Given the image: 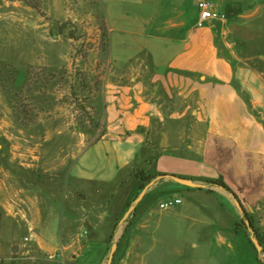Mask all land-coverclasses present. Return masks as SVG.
Listing matches in <instances>:
<instances>
[{
	"label": "crops",
	"instance_id": "1",
	"mask_svg": "<svg viewBox=\"0 0 264 264\" xmlns=\"http://www.w3.org/2000/svg\"><path fill=\"white\" fill-rule=\"evenodd\" d=\"M201 1L226 14L227 23L197 29ZM111 12L113 80L105 86L98 145H110L123 176L116 181L121 212L141 192L133 170L154 178L131 213L132 241L122 264H258L250 234L237 229L244 216L231 196L264 240V115L253 114L263 104L249 103L235 87L234 53L264 38V29L251 28H264V0H139L127 9L112 5ZM219 181L233 195L210 184ZM167 201L180 204L160 210Z\"/></svg>",
	"mask_w": 264,
	"mask_h": 264
},
{
	"label": "rangeland",
	"instance_id": "2",
	"mask_svg": "<svg viewBox=\"0 0 264 264\" xmlns=\"http://www.w3.org/2000/svg\"><path fill=\"white\" fill-rule=\"evenodd\" d=\"M138 2L0 0V263L100 264L113 246L112 264L126 262L133 224L131 214L121 224L130 208L121 212L123 176L110 145L98 143L113 80L108 14ZM234 54L235 87L263 104L253 109L261 118L264 38ZM154 159L150 149V167Z\"/></svg>",
	"mask_w": 264,
	"mask_h": 264
},
{
	"label": "water",
	"instance_id": "3",
	"mask_svg": "<svg viewBox=\"0 0 264 264\" xmlns=\"http://www.w3.org/2000/svg\"><path fill=\"white\" fill-rule=\"evenodd\" d=\"M163 179L164 178H162V177L158 178V180H163ZM167 179H169V180H171V181H173V182H175V183H177L179 185L188 187V188H192V189H201L202 188V186L197 185V184L193 183L190 180H184V179H180V178H177V177H167ZM153 184H154V182H150L148 185H146L144 187V189L140 192V195L138 196V198L135 200V203L132 206H130V208L127 210L126 214L124 215V217H123V219L121 221V224L123 222H125L126 219L130 216V214L134 210L135 204H138L143 199L145 193L153 186ZM231 197H232V200H233L237 210L240 212L241 215H243L244 212H243V209H242L240 203L233 196H231ZM245 225H246V228L248 229V233L251 236L252 245H253L255 251L258 252V253L264 254L263 248L259 244V242L257 241V237L255 236L253 228L250 227V224H249L248 221H245ZM115 251H116V246H113L111 248V251H110V254L108 256V260H107L106 264H112L113 259L115 257Z\"/></svg>",
	"mask_w": 264,
	"mask_h": 264
},
{
	"label": "built area",
	"instance_id": "4",
	"mask_svg": "<svg viewBox=\"0 0 264 264\" xmlns=\"http://www.w3.org/2000/svg\"><path fill=\"white\" fill-rule=\"evenodd\" d=\"M198 18L196 23L197 29H203L206 25L210 23H224L226 21V16L223 13L217 12L213 6L206 1H201L197 4ZM180 201H169L162 203L159 208L160 210H171L172 208L178 206Z\"/></svg>",
	"mask_w": 264,
	"mask_h": 264
},
{
	"label": "trees",
	"instance_id": "5",
	"mask_svg": "<svg viewBox=\"0 0 264 264\" xmlns=\"http://www.w3.org/2000/svg\"><path fill=\"white\" fill-rule=\"evenodd\" d=\"M104 33H105L104 34V36H105L106 35L105 29H104ZM104 38L106 40V36ZM136 179H138L142 183L141 191L144 189V187L146 185H148L150 182H152L154 180V178H145L141 174L136 175ZM210 184L213 185V186L222 188L224 191H226V192L230 193L231 195H233L230 192V190L221 181H219V182H211ZM233 197H234V195H233ZM243 216H244V220L237 226V229L240 227V228H242V230L244 229V230H246V232H248V229L246 228V225H245V221H248L249 224H250V227L253 228L252 218L250 216H248L245 212H244ZM253 230H254L255 236L257 237V241L263 247L264 246V240L262 239L260 234H258L257 230H255L254 228H253ZM257 262H258V264H264V262L258 257V253H257ZM0 264H3V263H0Z\"/></svg>",
	"mask_w": 264,
	"mask_h": 264
}]
</instances>
